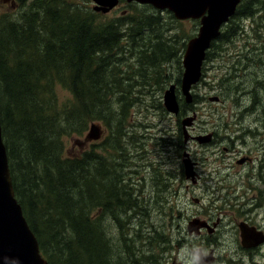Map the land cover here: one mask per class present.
I'll list each match as a JSON object with an SVG mask.
<instances>
[{"label": "rangeland", "instance_id": "374dc122", "mask_svg": "<svg viewBox=\"0 0 264 264\" xmlns=\"http://www.w3.org/2000/svg\"><path fill=\"white\" fill-rule=\"evenodd\" d=\"M33 1L26 0L17 14L6 15L9 11L0 8V32H6L5 35L0 34V44L8 45L10 51L17 49L14 48L16 47L15 38H12L9 31L13 29L20 35L23 34L25 17L28 16L30 9L39 12V17H42L43 11L31 6ZM66 1L74 8L91 11L96 15L98 22L122 20L124 17L146 20L152 17L151 13L157 12L156 14L162 19L163 28L160 29L163 30L165 38L176 37L178 42L174 49L158 46L165 51L166 55L151 62L147 58L143 59L141 54L142 51L151 48L148 44L152 42L150 28L145 27L137 36L135 31L130 30L131 25L122 26L121 43L113 51V57L121 59L122 56L123 61L117 66L112 63L108 70L105 69L101 73V77L106 78L108 88L112 91L111 97L114 99L111 106H107L109 112H104L105 115L101 116L107 122L88 119L84 123V130L65 134L62 138V157L76 158L93 152L105 164L104 178L94 173L90 176L92 173H87L89 176L87 180L97 181L100 190L104 189L102 184L108 178L119 177L121 180L123 205L119 217L115 219L103 209H98L95 214L99 217L105 216L102 218V225L106 237L112 239L111 261L117 264V260L122 258L126 264H182L183 261L188 264L190 260L188 248L189 245L195 244L196 240L186 241L184 249H187V254L183 255L182 249L178 247V241L185 236L183 232L185 216L204 212H210L212 218L220 215L222 224L217 237L221 243L219 248H224L232 234L230 223L235 220V214L233 206H226V202L231 198L229 190L225 189L224 185H220L223 183L222 175L236 174L238 171L248 169L236 164V157L245 154L246 150L237 148L241 154L231 151L232 143L226 136L229 135L226 129L231 119H239L242 114L235 107L236 92L228 87L229 82L232 81L229 78L232 71H229L228 66L236 57L241 56L242 59V55H246L242 52L245 51V46L239 41L247 39V34H255L251 33V29L257 24H264V15L260 16L262 14L260 5H264V0L259 2L248 0L254 14L241 15L233 21V24L242 25L245 31H236L234 37L228 40L225 39L232 33H225L222 41H216L213 44L203 65V77L200 84L194 88L193 93L197 99L188 110L190 115L193 112L196 114V132L213 133L214 145H216L211 146L210 149L192 145L193 153L199 158L196 159L204 163L199 171L201 181L194 188L190 182L183 180L180 176L179 159L174 155L175 144L179 143L178 119L167 112L163 105V97L172 84L177 86L178 97L181 96L180 84L184 72L182 60L188 42L198 34L199 22L179 21L171 12L157 11L151 6L137 3L119 5L109 14H102L94 11L95 5L92 0ZM44 23L47 22L43 18L42 24ZM231 39L233 44L230 43ZM261 48L264 47L261 46ZM107 54L105 52L102 56ZM165 58L169 62L162 61ZM128 77L132 79L119 87L118 80H125ZM261 78L262 80L258 81L260 92L253 90L248 97L236 104L250 107L252 101L258 102L259 110L254 114L263 118L261 131H264V71ZM251 80L247 79L250 83ZM235 85L236 80L232 82V87ZM2 89L3 85L0 86V91ZM118 93L125 94L127 101L131 103L124 116L121 114L122 106L120 105L123 102L118 103L120 102ZM54 94L57 99L56 110L59 112L63 106H70L74 101L71 90L58 81L54 86ZM212 97H218L219 102H211ZM252 115L253 111L246 112L244 118H250ZM255 115L252 118H255ZM122 119L123 136L118 139L114 135L117 130L111 128L108 122L111 121L116 126ZM92 124L101 127L102 133L99 140H87ZM260 137L264 138V132L260 133ZM225 148L229 150L225 151ZM250 157L254 161L255 155L251 154ZM254 163L257 164L256 161ZM94 171L95 163H92L91 172ZM228 182L230 183V180ZM119 189L121 190L120 187ZM239 193L240 189L232 190V197L236 198ZM193 197L200 199V203H192ZM136 202L138 206H135ZM201 217L204 218V216ZM138 231H140L139 234H137ZM157 234L169 243L159 244V241H153ZM137 235L141 238L137 239L135 244L130 242ZM125 240L129 241L132 248L130 258L121 243Z\"/></svg>", "mask_w": 264, "mask_h": 264}, {"label": "trees", "instance_id": "16d2710c", "mask_svg": "<svg viewBox=\"0 0 264 264\" xmlns=\"http://www.w3.org/2000/svg\"><path fill=\"white\" fill-rule=\"evenodd\" d=\"M249 4L247 1V6L239 7L237 17L243 12L245 16L254 14ZM31 6L43 11L47 23L42 24L39 12L30 9L23 34L9 31L17 50L0 44V116L15 196L48 264H113L112 239L103 232L105 216L95 214L103 209L115 219L119 217L123 205L121 180L108 178L100 190L97 181L87 180V173L104 178L105 164L93 152L62 157V138L84 130L88 119L107 122L101 116L109 112L107 106L114 99L101 73L112 63L117 66L123 61L122 56L114 58L113 51L120 46L124 26L131 25L137 36L145 27L150 28L151 48L141 54L151 62L166 55L158 46L174 49L178 42L176 37L165 38L157 12L146 20L124 17L98 22L91 11L74 8L66 0H34ZM105 52L108 54L102 56ZM162 61L169 62L166 58ZM131 79H119V87ZM57 81L74 97L73 103L60 112L54 94ZM118 99L119 104L123 102L124 116L131 103L125 94ZM108 123L121 139L123 119L116 126ZM158 236L153 241L167 244ZM139 238L137 235L130 242L135 244ZM121 243L130 258L129 241ZM117 264L126 263L119 258Z\"/></svg>", "mask_w": 264, "mask_h": 264}, {"label": "flooded vegetation", "instance_id": "af4514ba", "mask_svg": "<svg viewBox=\"0 0 264 264\" xmlns=\"http://www.w3.org/2000/svg\"><path fill=\"white\" fill-rule=\"evenodd\" d=\"M247 1L242 0L240 6L246 5ZM25 2L26 0H0V8L9 11L6 15H9V13L17 14L23 8ZM254 2H259V0H254ZM124 4H126V1L120 0L119 5ZM260 8L262 10L260 16H263L264 5H260ZM245 14L243 12L241 15ZM236 18L237 15L230 20L231 24L229 22L221 29L217 41H222L225 33H232L225 39L228 40L234 37L236 31H245L242 25L233 24ZM251 33L255 34H247V39L239 41L244 44L245 51L242 52L246 55H242V59L240 58L241 56L236 57L231 65L228 66L229 71H232L229 74V78L232 81L229 82L228 87L236 92V102L244 100L253 90L260 92L258 81L262 80L261 77L264 71V48H261V46L264 47V24H257L251 29ZM253 36L257 38L254 39L252 38ZM230 43H234L233 39L230 40ZM247 79H252L251 83ZM235 80L236 85L232 87V82ZM199 84L200 81L196 86ZM196 86L192 88L193 92ZM193 92L192 94H194ZM180 94L181 96L178 97L180 111L177 116L175 115L178 119L179 143L175 144L176 150L174 155L179 159L181 178L190 182L194 188L201 181L199 171L202 169L204 163L197 160L199 158L193 153L192 145L201 148L209 147L208 149H210L211 146H216L214 145L215 136L213 133L204 134L203 132H196L197 117L195 112L190 115L189 108L184 109L185 104L183 102L184 98L182 96L181 84ZM196 99L197 97L195 96L194 103ZM236 102L235 107L242 114L239 119H231V123L226 129L229 135L226 136L230 138L232 143L231 151L241 154V151H238L237 148L246 150L245 154L236 157V164L241 167H248V169L238 171L236 174L222 175L223 179H221L223 183L220 185H224L226 187L225 189H228L230 192L231 200L226 202V206H233L234 208L235 220L230 223L232 226V234L225 243L224 248H219L221 243L217 234L222 224L220 215L215 217V222V218H212L210 212L187 215L185 216V228H183L185 236H182L178 241V247L184 249L186 241L193 239L196 240L195 244L189 245L188 248L190 259L192 254L191 248L193 246H200L208 250L210 254L209 259L212 261L210 264H264V138L261 139L260 137V133L264 132L261 131L263 118H260L258 114H254L259 110L258 102L252 101L250 107H243L241 104L237 105ZM249 109L253 111V115L250 118H244V113L250 112ZM254 115L255 118H252ZM185 117H195L191 126L186 128L183 126ZM185 132L188 134L187 138ZM198 137H209V140L200 143L197 139ZM228 150L225 148V151ZM251 154L255 155L254 161L250 157ZM255 161L257 162L256 165L254 163ZM228 180H230V183ZM187 188L189 189V187ZM238 189H240L239 196L233 198L232 190L237 191ZM192 203L199 204L200 199L193 197ZM201 216H204V218ZM192 221H200L207 226L200 228L197 232L194 231L191 233L189 223ZM210 243L211 247L208 248Z\"/></svg>", "mask_w": 264, "mask_h": 264}, {"label": "water", "instance_id": "95a60500", "mask_svg": "<svg viewBox=\"0 0 264 264\" xmlns=\"http://www.w3.org/2000/svg\"><path fill=\"white\" fill-rule=\"evenodd\" d=\"M94 10L107 14L115 9L119 0H92ZM149 5L158 11H169L179 21L199 20L198 35L191 39L183 56V77L181 91L187 104L194 99L192 88L199 83L202 77V67L207 51L212 43L220 36L223 25L236 14L241 0H126ZM176 85L172 84L166 90L163 104L167 112L178 115L180 104L176 94ZM218 102L219 98H211ZM195 117H186L183 120L184 128L191 126ZM101 129L93 124L90 127L87 140H99ZM186 138L188 137L185 132ZM200 143L207 142L209 137H198ZM189 169V168H188ZM207 226L200 221L190 222V232L198 231ZM212 261L209 259V264ZM0 264H47L43 258L38 239L31 230L24 216L22 206L15 197L7 150L2 137L0 116Z\"/></svg>", "mask_w": 264, "mask_h": 264}, {"label": "clouds", "instance_id": "9594fccd", "mask_svg": "<svg viewBox=\"0 0 264 264\" xmlns=\"http://www.w3.org/2000/svg\"><path fill=\"white\" fill-rule=\"evenodd\" d=\"M182 254H187V249H182ZM192 254L188 264H209V252L206 248L200 246H193L191 248ZM185 264V261L182 262Z\"/></svg>", "mask_w": 264, "mask_h": 264}]
</instances>
